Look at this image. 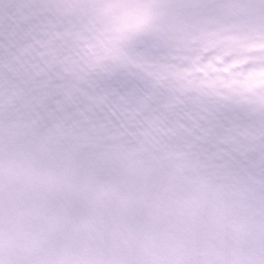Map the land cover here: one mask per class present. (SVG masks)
<instances>
[{
	"label": "snow or ice",
	"instance_id": "1",
	"mask_svg": "<svg viewBox=\"0 0 264 264\" xmlns=\"http://www.w3.org/2000/svg\"><path fill=\"white\" fill-rule=\"evenodd\" d=\"M0 264H264V0H0Z\"/></svg>",
	"mask_w": 264,
	"mask_h": 264
}]
</instances>
